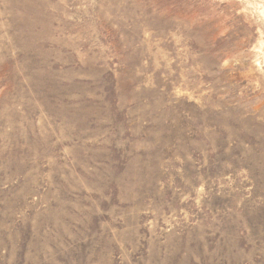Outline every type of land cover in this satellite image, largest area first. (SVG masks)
Segmentation results:
<instances>
[{
    "label": "rangeland",
    "instance_id": "obj_1",
    "mask_svg": "<svg viewBox=\"0 0 264 264\" xmlns=\"http://www.w3.org/2000/svg\"><path fill=\"white\" fill-rule=\"evenodd\" d=\"M0 264H264V0H0Z\"/></svg>",
    "mask_w": 264,
    "mask_h": 264
}]
</instances>
